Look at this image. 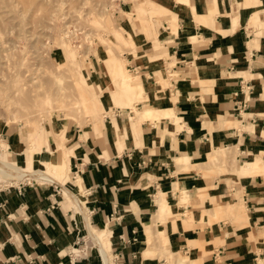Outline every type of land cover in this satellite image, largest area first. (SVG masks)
Masks as SVG:
<instances>
[{
    "label": "crops",
    "instance_id": "1",
    "mask_svg": "<svg viewBox=\"0 0 264 264\" xmlns=\"http://www.w3.org/2000/svg\"><path fill=\"white\" fill-rule=\"evenodd\" d=\"M139 4L157 19L118 24L155 51L129 57L138 77L127 107L88 130L65 127L62 183L47 174L55 140L32 154L34 139L31 151L20 143L31 134L0 126L11 145L0 144L1 164L56 179L2 182L0 264H105L103 253L110 264H264V0ZM109 71L118 81V67ZM148 109L157 116L143 117ZM220 150L227 159L212 162Z\"/></svg>",
    "mask_w": 264,
    "mask_h": 264
},
{
    "label": "rangeland",
    "instance_id": "2",
    "mask_svg": "<svg viewBox=\"0 0 264 264\" xmlns=\"http://www.w3.org/2000/svg\"><path fill=\"white\" fill-rule=\"evenodd\" d=\"M142 1L0 0V126H11L12 131L16 130L12 137L15 139L22 132L31 134L26 142H20L24 149L31 151L34 139L38 150L31 151L32 154L41 151L45 145L50 150V143L55 140V148L61 157V148L66 149L61 135L65 127L78 124L81 129L88 130L95 127L97 115L101 120L108 116L109 120L116 115L117 108L127 107L124 97L129 96L127 102H130L132 91L128 86L130 83L125 84L121 75L126 72L138 77L129 57L134 50L146 49L152 53L155 46L152 38L148 46H136L134 37L118 21L129 18L131 26L138 28V23H144L146 18L157 19L151 5L142 6L139 4ZM125 5L126 11L122 8ZM140 29L145 32L143 25ZM114 45L120 48L116 49ZM168 58L172 59V56L166 55L161 62H168ZM173 63L169 62V66ZM117 67L119 80L113 82L109 70ZM92 69L98 74L91 75L88 70L92 72ZM92 80L99 89H102L103 81L107 89L93 91ZM106 100H112L113 105L105 106ZM34 131L39 133L38 139L34 138ZM42 136L46 142H42ZM6 142L8 146L4 144ZM0 144L8 153L9 141L0 139ZM59 160L49 161L47 174H57L51 170V165H58ZM216 160L212 157V162ZM69 174L67 170L64 178ZM3 176L0 173V182L18 181ZM107 243L110 252V241Z\"/></svg>",
    "mask_w": 264,
    "mask_h": 264
},
{
    "label": "bare ground",
    "instance_id": "3",
    "mask_svg": "<svg viewBox=\"0 0 264 264\" xmlns=\"http://www.w3.org/2000/svg\"><path fill=\"white\" fill-rule=\"evenodd\" d=\"M121 78H122V81L126 84V83H130V84H135L136 83V79L129 75L128 73L124 72L122 75H121ZM138 83V82H137ZM140 94V93H139ZM142 116L147 118V119H153L157 116V113L152 110V109H148L147 111H145L144 113H142ZM33 135H34V138L35 139H38L39 138V133L36 131L33 132ZM62 146V144H61ZM63 149V148H61ZM215 158L216 159H223V160H226L227 157H228V152L226 150H220V151H217V153L214 154ZM63 162V163H62ZM62 164L63 165V168H60L62 170H59V167L61 165L62 167ZM58 170H57V177H58V180L60 183H62L64 181V174L65 172L68 170L69 173L71 172V167H70V161H69V157H68V154L66 152H64L62 154V156L60 157V160H59V163H58V166H57ZM0 173L4 174L5 176H8L10 178H14V179H18V180H21V179H24L26 177H29V176H32V177H36V178H43V179H46V180H49V181H56V179H53L52 177H50L49 175H47L46 173H44L43 171H38V172H35V173H27V172H24L22 170H20L18 167L14 166V165H11V164H1L0 162ZM66 190V189H65ZM68 190V189H67ZM68 192L74 196V201H75V194L72 193L71 191L68 190ZM73 199V197H72ZM82 203H80L81 205ZM88 226H89V231H90V237L95 241V242H100L99 238H98V235L94 230L93 228L90 226V222H88ZM103 259L105 261V264H110L111 263V259H109L107 257V254L103 253Z\"/></svg>",
    "mask_w": 264,
    "mask_h": 264
},
{
    "label": "built area",
    "instance_id": "4",
    "mask_svg": "<svg viewBox=\"0 0 264 264\" xmlns=\"http://www.w3.org/2000/svg\"><path fill=\"white\" fill-rule=\"evenodd\" d=\"M144 163H145L144 161H141V163H140V164H144ZM1 183H2V182H0V186L2 185Z\"/></svg>",
    "mask_w": 264,
    "mask_h": 264
}]
</instances>
